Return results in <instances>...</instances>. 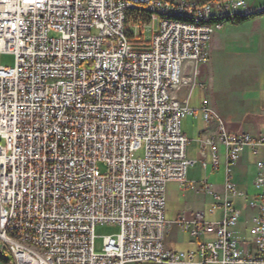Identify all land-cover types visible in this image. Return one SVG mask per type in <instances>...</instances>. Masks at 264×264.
<instances>
[{
  "label": "built area",
  "instance_id": "built-area-1",
  "mask_svg": "<svg viewBox=\"0 0 264 264\" xmlns=\"http://www.w3.org/2000/svg\"><path fill=\"white\" fill-rule=\"evenodd\" d=\"M255 14L247 0H0V56L16 55L0 65V264H264V158L255 195L233 182L264 135L234 131L209 99L193 108L182 94L214 34ZM188 116L217 129L199 137L203 167L208 146L213 168L225 148L224 192L201 183L222 216L178 218L197 247L172 250L167 186L199 187ZM98 224L121 228L102 253Z\"/></svg>",
  "mask_w": 264,
  "mask_h": 264
},
{
  "label": "crops",
  "instance_id": "crops-1",
  "mask_svg": "<svg viewBox=\"0 0 264 264\" xmlns=\"http://www.w3.org/2000/svg\"><path fill=\"white\" fill-rule=\"evenodd\" d=\"M248 5L256 13L255 6H260L264 11V3L253 2L247 0ZM259 9V8H257ZM259 11V10H258ZM257 12L243 22L230 21L221 30L217 31L209 46V63L204 65L201 70L199 78L200 85L198 89H203L207 86V82L218 66L220 70L226 69V72L231 68L236 70H243L249 68L252 73L249 78L256 81H261L264 78V15ZM258 82V83H259ZM204 84V85H203ZM263 84V83H262ZM260 87V86H259ZM195 88V87H194ZM193 88V89H194ZM264 88V84L263 87ZM193 89L189 88L188 93L184 95L190 96L191 107L196 108L201 105L205 98L209 99L214 109L230 124L231 128L237 132H247L252 136L264 135V102L259 106L255 115L246 118L230 119L217 109L216 105L210 100L208 96L204 98L192 97ZM187 119V120H186ZM185 120L186 124L182 125L184 134L189 138L188 157L194 161L195 164L189 168L188 178L192 184H197V189L183 187L178 182H170L167 186V208L166 215L172 217L170 227H178L175 222L181 216L191 218L195 212H204L207 221H214L222 216V210H218L216 215L211 213V208L214 199L209 195L201 183L205 180L212 186V188L219 193H223L225 189L226 173H225V148L221 145L222 164L218 168H213L211 146L207 147V163L205 168L202 165V156L200 153L199 137L201 134L206 136H216L217 129L215 126L208 127L201 117L195 118L188 116ZM264 158V148L260 149L259 154H255L250 148H247L243 154L240 162L233 167V182L240 188L247 190L249 195H255L257 191L253 186V180L257 173L256 162ZM239 204L247 212L246 204L240 201ZM169 222V221H168ZM246 225V217L241 221L237 231L242 237L245 236L244 226ZM179 228V227H178ZM180 229V228H179ZM182 231V230H181ZM183 233H187L182 231ZM188 234V233H187ZM246 237L251 239L250 236ZM189 249H196L197 243L190 238ZM250 247L249 243L245 244ZM177 250V249H176Z\"/></svg>",
  "mask_w": 264,
  "mask_h": 264
},
{
  "label": "rangeland",
  "instance_id": "rangeland-1",
  "mask_svg": "<svg viewBox=\"0 0 264 264\" xmlns=\"http://www.w3.org/2000/svg\"><path fill=\"white\" fill-rule=\"evenodd\" d=\"M249 1L251 4L253 2L264 3V0ZM257 5L255 8L257 7L259 9L256 8V13L263 11L260 6ZM147 37L149 38L150 36L147 35ZM0 65L4 67H14L16 65V55L12 53H3L0 56ZM202 68L203 65L200 66L201 70ZM249 70V68L243 70L231 68L229 71L226 72L225 69L223 72V69L220 70V68L216 66L213 76H211L207 82V86L203 89L195 87L192 92V97H200L202 99L208 96L216 105L217 109H220L224 115L232 120L235 118H250L253 114L255 115L254 110L257 112L259 106L264 102V88H262L264 78H262V82L249 78L250 75H252ZM200 76L201 75L198 77L197 85L201 84L199 81ZM188 92L189 88H185L182 94ZM186 120L184 119L183 121L184 125L187 122ZM144 155L145 151L141 149L136 152L134 156L143 157ZM171 220L172 217L168 215L169 223H171ZM120 231V226L115 224H98L95 228V251L97 253H102L105 247V237L117 235ZM190 238L189 234L183 233L178 227H168L165 236V244L172 250H188ZM141 264L157 263L145 262Z\"/></svg>",
  "mask_w": 264,
  "mask_h": 264
},
{
  "label": "trees",
  "instance_id": "trees-1",
  "mask_svg": "<svg viewBox=\"0 0 264 264\" xmlns=\"http://www.w3.org/2000/svg\"><path fill=\"white\" fill-rule=\"evenodd\" d=\"M248 18H250V17L238 18V19H236L234 21H236V22H243V21L247 20Z\"/></svg>",
  "mask_w": 264,
  "mask_h": 264
}]
</instances>
